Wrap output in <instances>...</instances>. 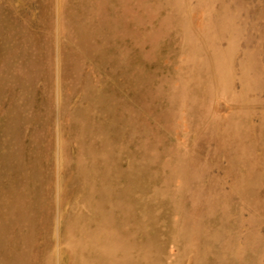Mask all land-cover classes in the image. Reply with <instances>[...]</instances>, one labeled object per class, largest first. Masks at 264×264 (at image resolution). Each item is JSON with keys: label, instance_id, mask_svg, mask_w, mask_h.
<instances>
[{"label": "rangeland", "instance_id": "374dc122", "mask_svg": "<svg viewBox=\"0 0 264 264\" xmlns=\"http://www.w3.org/2000/svg\"><path fill=\"white\" fill-rule=\"evenodd\" d=\"M0 264H264V0H0Z\"/></svg>", "mask_w": 264, "mask_h": 264}]
</instances>
